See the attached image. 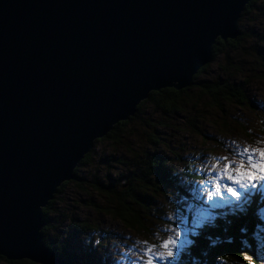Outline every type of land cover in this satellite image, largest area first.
I'll return each mask as SVG.
<instances>
[{
	"label": "water",
	"instance_id": "95a60500",
	"mask_svg": "<svg viewBox=\"0 0 264 264\" xmlns=\"http://www.w3.org/2000/svg\"><path fill=\"white\" fill-rule=\"evenodd\" d=\"M251 0H0V256L70 264L43 209L152 91L190 87Z\"/></svg>",
	"mask_w": 264,
	"mask_h": 264
},
{
	"label": "rangeland",
	"instance_id": "374dc122",
	"mask_svg": "<svg viewBox=\"0 0 264 264\" xmlns=\"http://www.w3.org/2000/svg\"><path fill=\"white\" fill-rule=\"evenodd\" d=\"M250 11L239 22V28L245 33L240 49L229 52V58H226V53L218 55L198 79L204 81L227 77L238 82L248 81V104L239 106L223 103L221 107L213 108L208 97L200 93L199 85H194L196 88L188 93L189 103L185 105L184 112L175 116H168L151 103L147 104L138 118L128 126V131L131 130L133 136L128 139L126 147L122 144L116 148L107 140L96 142L91 150L92 162L80 166L79 177L85 179V182L81 184L72 179L61 193L56 194V202L48 213L46 224L51 227L47 236L51 242L60 245L65 243L67 250L76 257L87 252L98 262L133 264L136 261L139 264L136 252L143 248L142 242L159 244L172 234L168 229L174 225L169 217L173 221L182 218L184 232L174 264H184L183 254L193 241L190 231L200 226L203 221L210 220V213L204 206L194 203L195 207L188 205L186 212L182 208L171 210L164 201V196H171L156 192L157 203L152 206L155 209L154 214H149L146 210L149 207H137L142 209L144 215L143 228L141 226L137 231L126 227L122 221L103 211L107 207V201L103 194L90 186L87 179L91 181L95 174L102 178L104 171L112 168L109 163L115 164V168H112L113 176L120 175L123 168H119L118 159L129 160L131 148L134 151L152 150L153 143L150 138L158 136L161 140L160 151L176 168L175 171L181 173V170H185L184 163H191L194 170L202 176L193 180L186 178L184 181L191 196L201 201L195 188L188 187L190 182L204 179L205 172L201 169H207L215 163L216 157H227L239 162V157L234 155L235 146L264 147V0H258ZM196 116L197 121L193 128L189 124V118ZM107 157L111 159L107 161ZM259 193H264V190L252 195ZM208 209L211 208L208 206ZM187 211L197 220L196 223L189 219ZM262 214L264 215V210ZM72 218L85 221L92 229L86 234L77 235ZM88 245H91L90 252ZM260 251L264 252L261 249ZM0 264L7 263L0 261Z\"/></svg>",
	"mask_w": 264,
	"mask_h": 264
},
{
	"label": "trees",
	"instance_id": "16d2710c",
	"mask_svg": "<svg viewBox=\"0 0 264 264\" xmlns=\"http://www.w3.org/2000/svg\"><path fill=\"white\" fill-rule=\"evenodd\" d=\"M257 1L252 0L247 5L241 18H244L252 11L250 9ZM244 35L245 33L243 32L237 39L223 40L219 38L213 47V60L223 53H226V58H229V52L240 49L244 41ZM208 66L206 65L197 73L190 87L183 90L168 87L152 91L150 96L139 104L134 116L129 120L116 124L105 137L98 139L96 142L107 140L111 141L116 148L122 146V144L126 147L128 139L133 136L132 131H128V126L138 118L147 104L151 103L156 109L161 110L168 116H175L179 112H184L185 105L189 103L187 95L196 88L194 85L200 86V93L208 97L213 108L221 107L223 103L239 106L248 104V81L238 82L227 77L198 81L202 73L208 69ZM196 121L197 116L193 119L189 118V124L193 128H195ZM150 141L153 143L152 150L134 151L131 148L129 150V160L127 158L118 159L119 168H123L120 175L113 176L114 169L112 168H115V164L109 163L112 168L104 171L102 178L95 174L91 181L87 179L90 186L97 189L105 197L107 207H104L103 211L122 221L126 227L139 231L141 226L143 228L144 215H142V209L137 207H149L146 210L149 214H154L155 209L152 206L155 205V202L157 203L156 192L171 196H164V201L169 204L171 210H181L182 208L186 212L188 205L195 207L194 203H197L209 211L210 220L203 221L200 226L190 231L193 241L189 243L186 252L183 254L184 264H221L217 260L218 256L223 257V264H249V261L244 258L241 252V249L249 247L257 253L253 257L255 264H260V256L264 255V252L261 253L252 237L255 231H264V215L262 214L264 210V194L259 193L249 197V200L244 205L245 211L243 212L235 204L208 209V205L195 200L187 186H185L186 182L184 183V181L186 178L192 180L202 178L191 166V163H184L185 170H181V173L175 171L176 168L170 164L169 159L160 151L161 140L158 139V136L157 138L151 137ZM92 154V152L87 154L82 163L76 168V178L73 181H79L81 184L85 182V179L79 177L80 166L92 162ZM110 159V157L106 158L107 161ZM68 184V181L64 182L57 194L61 193ZM55 198L43 209L46 220H48L50 209L56 202ZM187 214L190 215L189 219L195 221V223L197 222L188 211ZM73 219V226L77 235L86 234L92 229L85 221H80L78 218ZM50 230V224L43 229L45 244L65 258L70 264H107L98 262L91 253L87 252H83L82 256L76 257L75 254L67 250L65 243L60 245L49 240L47 236ZM90 247L91 245H88V252H90ZM247 255L252 256V251L247 252ZM0 261H5L7 264H37L29 259L8 260L4 256H0Z\"/></svg>",
	"mask_w": 264,
	"mask_h": 264
},
{
	"label": "snow or ice",
	"instance_id": "6c2138e0",
	"mask_svg": "<svg viewBox=\"0 0 264 264\" xmlns=\"http://www.w3.org/2000/svg\"><path fill=\"white\" fill-rule=\"evenodd\" d=\"M233 144L235 146V142ZM235 147L234 155L239 157V162L227 157H216L215 163L207 169H201L205 172L204 179L192 181L188 185L190 189L195 188L202 203L210 208L235 204L243 212L249 197L254 192L264 190V147ZM169 220L174 225L168 229L172 234L159 244L142 242L143 248L136 252L139 264H174L184 228L182 218L173 221V218L169 217ZM252 239L259 249L264 250V231H255ZM249 251H252V256L247 255ZM241 252L249 264H255L253 257L257 253L251 247L243 248ZM217 260L223 264L222 256H218ZM133 264H136V261H133ZM260 264H264V255L260 256Z\"/></svg>",
	"mask_w": 264,
	"mask_h": 264
}]
</instances>
